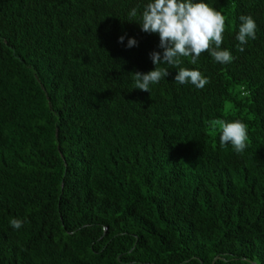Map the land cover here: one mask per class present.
Wrapping results in <instances>:
<instances>
[{
	"label": "trees",
	"instance_id": "1",
	"mask_svg": "<svg viewBox=\"0 0 264 264\" xmlns=\"http://www.w3.org/2000/svg\"><path fill=\"white\" fill-rule=\"evenodd\" d=\"M148 2L0 0V264H264V0H203L235 59L182 57L143 92ZM241 15L257 31L238 46ZM214 119L248 147H221Z\"/></svg>",
	"mask_w": 264,
	"mask_h": 264
},
{
	"label": "clouds",
	"instance_id": "2",
	"mask_svg": "<svg viewBox=\"0 0 264 264\" xmlns=\"http://www.w3.org/2000/svg\"><path fill=\"white\" fill-rule=\"evenodd\" d=\"M137 8L129 15L135 17ZM236 40L238 46L247 44L249 39L256 38L257 25L251 16L241 15ZM141 31L148 34H158L162 52L150 53L154 70L147 73H133L135 89L149 92L150 85L158 84L166 79L169 71L162 65L179 66L182 57H190V62L196 64L202 53H208L217 63L229 64L235 57L228 49H222V33L225 29V17L222 12L200 0H149L141 13ZM124 37L119 42H124ZM137 46L134 38H129L127 47ZM244 51L243 47H239ZM174 81L181 85L191 84L197 89H203L209 80L199 70L179 67ZM213 132L220 133V146L231 145L236 153L243 152L247 147V125L239 120L226 122L223 119L209 121ZM10 225L20 229L23 221L12 218ZM227 264V262H225ZM241 264H248L246 260Z\"/></svg>",
	"mask_w": 264,
	"mask_h": 264
}]
</instances>
